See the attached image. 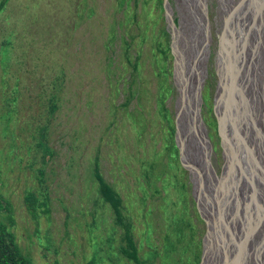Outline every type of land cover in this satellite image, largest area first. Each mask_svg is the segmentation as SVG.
I'll return each mask as SVG.
<instances>
[{"label": "rangeland", "instance_id": "374dc122", "mask_svg": "<svg viewBox=\"0 0 264 264\" xmlns=\"http://www.w3.org/2000/svg\"><path fill=\"white\" fill-rule=\"evenodd\" d=\"M164 1L0 0V202L38 263L113 264L116 252L132 264L119 247L134 244L147 264H217L228 225L247 210L249 264L259 263L264 213L243 203L245 191L263 194L264 148L246 163L221 47L223 26L232 42L239 19L248 35L254 25L240 0H198L191 101L206 192L179 120L177 49L192 21L185 0H167L168 19ZM31 189L47 197L38 220L24 205Z\"/></svg>", "mask_w": 264, "mask_h": 264}, {"label": "bare ground", "instance_id": "6f19581e", "mask_svg": "<svg viewBox=\"0 0 264 264\" xmlns=\"http://www.w3.org/2000/svg\"><path fill=\"white\" fill-rule=\"evenodd\" d=\"M185 1L187 2V4L185 3L187 5L186 10L190 12V16L188 15V17L191 19L192 24L190 29L184 30V33L186 32L189 36L188 39L181 40L177 49L179 60L178 68L182 78V94H180L183 96L181 97L182 99L180 102L179 120L184 142L188 148L187 150H189L190 160H192L194 173L198 176L199 181L202 180L201 183L205 187L203 176H207L208 173H205L207 171H204L202 160L198 156L199 148L197 146V141L199 136L196 132L197 124L194 120L195 114L192 110L193 103L191 101L193 94L192 87L196 82V77H193V72L196 70L194 61L199 57V45H201L198 41L199 35L201 34L199 28V5L198 0ZM236 9L243 12L242 15L248 18L251 25H254V28L250 35H248L245 33V30L248 29V25H244V18L243 22L239 19L238 25L240 28L242 27L241 32L238 34L237 31L236 34L238 39L233 37V41L231 42V40H228L229 36L226 33L229 32V30L226 31L225 26H223L221 47L229 55L230 65L232 66V85L230 93L236 105V132L244 144L246 163L251 165V163H249L251 162V156L254 157L252 153H259L261 147L264 148V0H240ZM186 55H188L189 58ZM253 74L254 76L252 77ZM249 79L254 80V86H252L253 84L251 82V87H248ZM260 85L263 86V89H260ZM254 87H258V98L256 97V90L254 91ZM247 100H250V106L247 104L245 105ZM257 100L261 101L260 104L258 101V109H256ZM252 173L253 171L249 172V177ZM210 189L211 188L209 187V190ZM204 190L207 192L206 187ZM210 192L212 193V191ZM254 193H256L255 187L250 193L245 191L243 204H245V208L255 207L264 213V191L258 199L256 198L257 195L255 196ZM211 195H213V193ZM240 214L241 212L236 218H234V220H232V228H229L230 225H228L227 234L222 238L217 264H249L255 254H250L246 245V239L251 235L250 231L252 229H249L250 227H248L247 219L249 220L250 216H253V214L247 210L242 213L239 218ZM238 218L239 220H237ZM241 224L243 225L242 227ZM258 233L264 238V222L261 228L258 229ZM249 243L250 242H248V244ZM257 244L259 245L262 243L258 242ZM254 245L256 249V244ZM208 252L209 250L207 251V254ZM257 252H259L257 254V260H259L258 264H262L264 248Z\"/></svg>", "mask_w": 264, "mask_h": 264}, {"label": "trees", "instance_id": "16d2710c", "mask_svg": "<svg viewBox=\"0 0 264 264\" xmlns=\"http://www.w3.org/2000/svg\"><path fill=\"white\" fill-rule=\"evenodd\" d=\"M1 119V117H0ZM46 153L43 159L49 158V154L51 153L49 148L45 147ZM42 180V171H39ZM40 192L31 189L27 190L24 194V205L27 213L34 220H38L41 214L48 215L49 210L47 207V197L46 195L39 197ZM0 264H53L49 260H44L42 263H38L32 257L30 251H27L22 247L16 239L15 233L11 230L13 224V216L12 210L10 209L6 200L4 203L0 202ZM7 221V222H6ZM39 246L41 251V255L44 258H47L48 250V241L39 239ZM120 254L123 257H126L132 264H147L145 260H142L137 255V249L134 244H131L129 248L121 249L119 247ZM119 254L114 253L115 259L112 260L113 264H125L120 262L118 259ZM100 261H104L100 259ZM87 264H95L93 260Z\"/></svg>", "mask_w": 264, "mask_h": 264}, {"label": "water", "instance_id": "95a60500", "mask_svg": "<svg viewBox=\"0 0 264 264\" xmlns=\"http://www.w3.org/2000/svg\"><path fill=\"white\" fill-rule=\"evenodd\" d=\"M164 4L166 5V6H165V11H166L167 19H168L169 8H168V6H167V0L164 1ZM188 168H189V167H188Z\"/></svg>", "mask_w": 264, "mask_h": 264}]
</instances>
